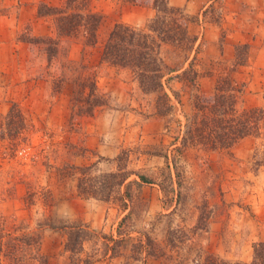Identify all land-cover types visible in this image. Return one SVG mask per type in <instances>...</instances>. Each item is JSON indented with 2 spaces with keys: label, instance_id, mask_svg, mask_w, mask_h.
Listing matches in <instances>:
<instances>
[{
  "label": "rangeland",
  "instance_id": "obj_1",
  "mask_svg": "<svg viewBox=\"0 0 264 264\" xmlns=\"http://www.w3.org/2000/svg\"><path fill=\"white\" fill-rule=\"evenodd\" d=\"M103 1L108 0L91 3V10L102 17L95 45L89 44L85 32H81L60 39V48L51 57L43 40L54 34L48 19H44L48 35L42 29L34 31L32 25L21 27L13 40L0 35V134H6L0 137V229L7 232L20 227L21 232H30L41 221L51 218L53 227L86 223L96 235H116L125 212L120 202L125 188L114 193L110 201L80 197L77 190L78 181L83 177L80 169L86 166H77L76 158L86 152L82 146L86 121L96 122L103 116L109 122L119 116L125 130L128 125L134 128L131 142L123 146L113 161L90 166L92 177L99 181L101 174L132 172L127 183L135 181L136 175L144 174L155 185L146 186L140 192L134 185L130 188L129 216L121 229L130 235L128 239H134V243L143 235L152 239L154 251L160 256L150 258L157 259L154 264L160 261L162 264H204L210 254L232 263H251L254 246L263 242L264 237V129L261 135L242 139L227 150L206 151L196 141L184 145L187 119L196 113V96L202 95L195 93L190 99L194 90L190 86L197 73L189 72L185 76L191 89H186L184 94L185 109L173 100L175 110L169 116H159L157 96L141 90L130 68L102 61L111 32L116 25L126 24L117 21L105 26L104 14L98 10ZM136 1L134 5L127 0H111L119 5L152 7L149 5L152 0ZM248 1L256 0H216V6L209 7L202 18L181 10L193 20L188 27L196 26L202 19L203 29L212 25L220 29L221 40L235 31L238 14L247 8L252 12L258 10ZM117 14H111L113 20ZM150 22L140 29L147 30ZM253 41L247 45V53L244 49L237 53L245 65L236 67L237 59L233 63L232 57L229 66L219 69L220 76L215 79L216 86L220 78L234 79L235 85L243 90L241 105L245 108L263 105L264 86L260 81L264 79V38ZM200 44H194V51L200 49ZM191 48V44H163L161 56L171 69L179 68L193 54ZM199 62L196 61V67ZM196 69L202 75L209 74V68ZM63 72L67 80L58 90ZM254 80L260 85L254 84ZM92 81L97 84L98 95L103 96L96 109L87 103V87ZM169 87L173 86L168 84L167 90ZM213 91L205 96L211 97ZM13 106L25 119V129L16 138L8 136L10 126L4 118ZM150 117L164 118L175 127L174 148L160 145L162 140L154 138L143 139L142 143L159 145L155 149L141 144L142 124ZM16 126L18 122L11 125L14 129ZM146 136L151 137L149 133ZM171 140L167 135V144ZM166 153H170V169L166 163L152 159L156 154ZM66 241L62 231L45 230L42 252L50 264H64L68 257L64 251ZM90 244L87 251L93 246ZM120 251L124 256L117 257L121 259L115 264H134L131 260L127 262V257L134 255L131 247Z\"/></svg>",
  "mask_w": 264,
  "mask_h": 264
},
{
  "label": "trees",
  "instance_id": "obj_2",
  "mask_svg": "<svg viewBox=\"0 0 264 264\" xmlns=\"http://www.w3.org/2000/svg\"><path fill=\"white\" fill-rule=\"evenodd\" d=\"M127 2L135 5L138 1L127 0ZM91 3L92 0H62L56 6L48 3L39 4L38 16L48 19L53 25L54 37L43 39L46 40L47 45H45L48 47V53L51 52L49 54L51 57H55V49L59 50L60 39L73 37L81 32H85L89 44L97 43V30L102 17L91 10ZM149 5L157 14L148 25V29L143 30L123 23L116 25L105 45L102 61L112 66L130 68L137 77L141 90L145 94L157 96V114L166 117L175 110L173 99L164 85L165 77L173 70L164 63L161 47L163 44L173 46L191 44L192 51L197 37L190 35L188 30V25L193 20L189 19L183 10L171 7L169 0H152ZM241 49L247 53L249 47L244 45L238 48V52ZM236 59V67L245 65V60L240 59L239 54ZM189 72L195 75L193 64L185 71L184 77ZM66 76L63 72L59 79L58 90L65 84ZM87 88H89L87 103H92L91 109H96L101 105L103 96L98 95L97 84L94 81ZM172 95L176 100L180 99L178 93L172 91ZM242 95L243 90L231 79L224 77L220 78L211 97L196 96V113L187 119L188 127L185 132L187 137L184 139V145L196 141L200 146H204L206 151H222L230 149L242 139L261 135L264 129V95L263 105L252 108L241 105ZM4 118L8 119L6 125L10 126L8 136L16 138L17 135H22L25 119L15 106ZM15 122H18L16 129L11 127ZM4 135L0 134V137L4 138ZM179 139L176 137V141ZM163 157L166 159V168L170 169L168 155ZM92 169L93 167L80 169L83 177L79 179L77 185L79 196L85 199L110 201L114 193L125 188L123 196L119 194L121 207L125 210L130 207L128 204L132 198L130 188L134 185L140 190L142 183H151L150 179L142 174H138L142 183L137 181L127 183L132 172L101 174L98 176L99 181L92 177ZM117 178L121 180L117 181ZM128 216L129 214L121 220L116 235H96L86 223L53 227L51 218L44 219L30 232H21L20 227H16L15 231L7 232L0 229V264H50L49 258L42 252L46 229L60 230L67 237L64 251L68 257L65 258L64 264L102 262L110 264L112 259L124 256L120 250L129 247L134 255L127 257V262L131 260L134 264H146L150 258L160 257L157 251H154L153 240L149 237L143 235L134 243L133 238V241L128 239L131 238L129 234L122 232L121 229L127 222ZM90 243L93 246L87 251L86 247L91 246ZM204 264L243 263H232L210 254L204 259ZM249 264H264V242L254 246L253 258Z\"/></svg>",
  "mask_w": 264,
  "mask_h": 264
},
{
  "label": "crops",
  "instance_id": "obj_3",
  "mask_svg": "<svg viewBox=\"0 0 264 264\" xmlns=\"http://www.w3.org/2000/svg\"><path fill=\"white\" fill-rule=\"evenodd\" d=\"M61 1L62 0H0V11L2 10V13H0V35H6L8 36V38L10 37V40H13L14 38H16L19 29L27 25H32V29L34 31L42 29L44 35H48L49 28L44 21V18L38 16V6L40 3L57 5L60 4ZM247 3L254 4V6H256L254 8L258 10L252 12L251 9L247 8L245 10L246 12L243 11L242 14H238V24H236L235 31L230 34V37H226L220 40V29L213 25L210 27H206V29H203L200 26L202 19L200 20V23L195 24L196 26L188 27L190 35L195 32L198 34L200 29H203V31L198 34L195 43L197 46L200 42H202V44H200L201 46L198 50L196 49L194 51L193 48V54L190 55L189 59L185 60L184 64H182L179 68H172L173 71L164 79L166 90L168 84H170L174 88L176 86L174 90L172 89L173 87H169L167 92L172 95L171 93L172 91H174L177 92L179 96H181L179 100L173 99L175 101V104L185 109L184 94L186 89L189 88L188 90H191L190 87H193L194 89L191 90V100L194 98L195 93L207 95L213 90L214 93L216 88L215 79L217 80L216 77L220 76V74L217 75V72L219 71V69L221 70L222 68H227L229 66V63H231L230 60L232 57L234 63L237 57L238 48L244 45H248L249 43H255L253 41L254 38H257V40L260 39L261 36L264 38V0H256L255 2L248 1ZM169 4L173 8L184 9L185 12L193 15L197 14L198 17L202 18V16H206L205 12L209 7L216 6V0H169ZM99 6L98 10L104 14L103 23L105 26L111 24V22L117 23L118 21L130 24L131 26L137 28H141L145 27L146 24H148L152 19L156 17V11L152 7L132 6L128 4L119 5V3L111 2V0L103 1ZM112 13H118L117 17L114 18V20L112 19ZM205 20H207V18ZM192 60L195 61V65L192 63ZM198 60L200 61L198 63L199 69L201 67L209 68L207 69L209 74L202 75L200 71L196 69L198 68L196 67V61ZM191 64H193V69L197 74L193 86L189 87V84L187 83L188 80L184 77V73L190 68ZM233 71L234 69L232 70V72ZM235 76H237V74ZM233 81L235 84L236 82L234 79ZM263 81L260 82L264 86ZM260 82L254 80V84L260 85ZM98 87L100 88L99 83ZM246 108L249 107L246 106ZM97 116L99 117V113L95 115L96 118H98ZM163 119L164 118L150 117L147 121L143 122V132L140 136L142 145L148 144L147 141H143L142 143L143 139L145 140L146 138H148V140L150 141L154 139L162 140V142L160 141L159 143L160 145H168L169 147L171 146V148H174L176 146V144L174 143L175 138L173 137L175 136L176 132L175 127L173 129L171 125L167 124L168 121H164L165 119ZM104 120V117L101 116L96 122H91L90 120L85 122L86 125L84 126L83 134L84 143L82 146H84L86 152L85 154H83V156L76 158L77 166L91 167L94 165V163L96 164V162L101 163L100 161L104 163H106L105 161H107L109 163L120 155V151L124 145H127L131 142L134 136V128L132 125H128L127 129L125 130V123L119 116H116L114 120L109 122ZM135 130L139 132L137 128H135ZM146 133H149L151 137L146 136ZM180 133L182 134L183 132L180 131ZM167 135L170 136V139H172L168 144L167 141H165ZM152 144L159 147V145L155 143ZM155 146L147 145V147H145L150 149ZM164 155H168L169 161L171 160L170 153L156 154V156L152 159L166 163V159L163 157ZM135 177V181L142 183L138 175H136ZM153 185L154 184L152 183H142L141 189L143 191L146 189V186L152 187ZM144 197L148 196L144 195ZM129 211L130 209L125 210V212H123V216L125 217L129 213ZM124 213H126V215H124ZM124 217L121 216L122 219ZM261 240L264 242V237ZM119 259L121 258L112 259L110 261V264H115V262ZM156 260L157 259H149L146 264H154L156 263ZM159 264H162L161 261L159 262Z\"/></svg>",
  "mask_w": 264,
  "mask_h": 264
}]
</instances>
